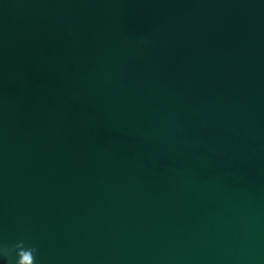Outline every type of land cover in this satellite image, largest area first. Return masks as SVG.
<instances>
[{"label": "water", "instance_id": "95a60500", "mask_svg": "<svg viewBox=\"0 0 264 264\" xmlns=\"http://www.w3.org/2000/svg\"><path fill=\"white\" fill-rule=\"evenodd\" d=\"M0 264H264V0H0Z\"/></svg>", "mask_w": 264, "mask_h": 264}, {"label": "clouds", "instance_id": "9594fccd", "mask_svg": "<svg viewBox=\"0 0 264 264\" xmlns=\"http://www.w3.org/2000/svg\"><path fill=\"white\" fill-rule=\"evenodd\" d=\"M32 251H35V249H31Z\"/></svg>", "mask_w": 264, "mask_h": 264}]
</instances>
